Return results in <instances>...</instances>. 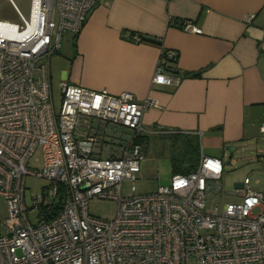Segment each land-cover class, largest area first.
I'll use <instances>...</instances> for the list:
<instances>
[{
  "label": "built area",
  "instance_id": "2783aa9c",
  "mask_svg": "<svg viewBox=\"0 0 264 264\" xmlns=\"http://www.w3.org/2000/svg\"><path fill=\"white\" fill-rule=\"evenodd\" d=\"M8 1L18 20L0 19V197L7 208L0 264H264V192L245 177L228 192L241 201L219 211L221 159L200 150L194 170L135 193L140 137L166 132L142 123L144 110L159 106L156 99L138 102L132 92L62 80L54 110L50 57L65 35L79 33L98 0H29L27 13ZM181 27L201 32L190 21ZM175 59V51L161 49L152 83L180 82L169 67ZM111 128H120L115 143L106 139ZM257 129L264 138V118ZM37 147L44 167L32 172L28 160ZM27 174L48 180L30 202ZM124 180L132 182L129 195L122 194ZM94 198L116 201L114 218L90 214Z\"/></svg>",
  "mask_w": 264,
  "mask_h": 264
},
{
  "label": "crops",
  "instance_id": "0c3cea01",
  "mask_svg": "<svg viewBox=\"0 0 264 264\" xmlns=\"http://www.w3.org/2000/svg\"><path fill=\"white\" fill-rule=\"evenodd\" d=\"M26 6L28 11L29 0ZM172 20L190 21L201 32L184 30ZM62 45L63 52L50 57V76L54 58L59 83L132 92L138 102L156 99L158 107L144 110V126L166 130L156 135L204 139L214 155L204 153L200 143L201 152L221 159L223 171L228 146L261 162L264 138L257 125L264 118V0H98L79 33L65 35ZM162 48L177 54L169 64L181 78L176 85L152 83ZM251 171L261 172L255 165Z\"/></svg>",
  "mask_w": 264,
  "mask_h": 264
},
{
  "label": "rangeland",
  "instance_id": "374dc122",
  "mask_svg": "<svg viewBox=\"0 0 264 264\" xmlns=\"http://www.w3.org/2000/svg\"><path fill=\"white\" fill-rule=\"evenodd\" d=\"M23 13H27L28 0H14ZM0 19H6L10 21H17V16L13 9L10 7L8 0H0ZM70 37V35H66ZM65 42V37L63 44ZM63 45L61 52H63ZM62 56L59 58V62L62 63ZM58 62L55 64L53 58L51 64V76H52V97L54 110L59 111L61 104V88L58 81ZM120 128L116 130L108 129L106 139L108 143L116 142V138L120 136ZM147 142L144 149V155L140 161V171L136 173V179L133 182L135 184V193H148L155 191L160 185L169 184L171 176L173 174L171 169V158L180 159L184 155V147L182 144L174 143L171 139V135H156L148 134ZM116 137V138H114ZM201 146L203 152L209 155H214L215 149L207 146L204 139L201 138ZM228 150V149H227ZM225 150L223 160L225 162V169L222 173L220 183L223 191L218 202V210L220 211L224 204L229 202H239L241 197L238 195H232L228 192L234 189L236 183L243 181L245 177L249 179V186L254 191L264 192V153H262L261 162L255 161L253 163L247 151L239 150ZM106 156V154H103ZM255 165L261 172L251 171V166ZM44 167L43 154L40 147H37L34 153L28 160V169L32 172H39ZM48 184V180L44 177L27 174L24 178L25 194L27 200L30 202L31 197L36 196L42 192V189ZM129 180H124L122 183V194H131ZM117 203L110 199H91L88 203V209L90 214L105 218L112 219L116 214ZM260 209H254V213L259 212ZM7 208L6 202L0 197V219L6 216ZM32 222H35L34 215L29 216Z\"/></svg>",
  "mask_w": 264,
  "mask_h": 264
},
{
  "label": "trees",
  "instance_id": "16d2710c",
  "mask_svg": "<svg viewBox=\"0 0 264 264\" xmlns=\"http://www.w3.org/2000/svg\"><path fill=\"white\" fill-rule=\"evenodd\" d=\"M171 23L176 25L178 24V21L173 20ZM178 25L181 27L182 24L179 23ZM195 75L197 74H193V76ZM140 139L144 140V143L147 142V136H142ZM171 139L174 143L182 144L184 147V155L179 160L171 158L172 172L187 173L194 170L200 155V141L198 137L185 133H174L171 135Z\"/></svg>",
  "mask_w": 264,
  "mask_h": 264
},
{
  "label": "water",
  "instance_id": "95a60500",
  "mask_svg": "<svg viewBox=\"0 0 264 264\" xmlns=\"http://www.w3.org/2000/svg\"><path fill=\"white\" fill-rule=\"evenodd\" d=\"M234 148H235L234 146H228L227 149L230 150V151H232V150H234Z\"/></svg>",
  "mask_w": 264,
  "mask_h": 264
}]
</instances>
